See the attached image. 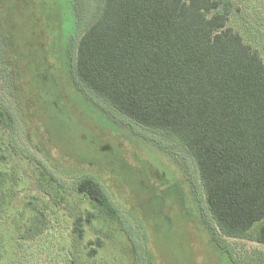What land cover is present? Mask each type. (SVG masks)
<instances>
[{"label": "rangeland", "instance_id": "1", "mask_svg": "<svg viewBox=\"0 0 264 264\" xmlns=\"http://www.w3.org/2000/svg\"><path fill=\"white\" fill-rule=\"evenodd\" d=\"M96 1L0 0V109L18 120L14 136L0 131V264H264L263 244L218 230L178 141L77 80ZM233 1L231 26L264 59V0ZM86 176L101 182L115 217L78 192ZM88 213L80 237L75 220Z\"/></svg>", "mask_w": 264, "mask_h": 264}, {"label": "trees", "instance_id": "2", "mask_svg": "<svg viewBox=\"0 0 264 264\" xmlns=\"http://www.w3.org/2000/svg\"><path fill=\"white\" fill-rule=\"evenodd\" d=\"M236 12L233 0H97L74 74L132 122L182 145L224 236L264 245V59L231 26ZM16 122L0 109V131L14 136ZM77 190L116 216L95 177ZM93 218L78 216L74 232L83 237Z\"/></svg>", "mask_w": 264, "mask_h": 264}]
</instances>
